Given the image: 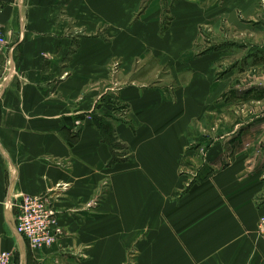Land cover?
Masks as SVG:
<instances>
[{
    "label": "crops",
    "instance_id": "crops-1",
    "mask_svg": "<svg viewBox=\"0 0 264 264\" xmlns=\"http://www.w3.org/2000/svg\"><path fill=\"white\" fill-rule=\"evenodd\" d=\"M0 22V251L11 264H264V119L208 144L194 127L234 84L233 71L217 77L225 47L264 46L262 0H2ZM152 61L145 87L135 74ZM104 95L127 110L113 113L128 151L113 165L92 121ZM196 154L192 178L181 162ZM24 195L56 213L51 246L17 233Z\"/></svg>",
    "mask_w": 264,
    "mask_h": 264
},
{
    "label": "rangeland",
    "instance_id": "rangeland-1",
    "mask_svg": "<svg viewBox=\"0 0 264 264\" xmlns=\"http://www.w3.org/2000/svg\"><path fill=\"white\" fill-rule=\"evenodd\" d=\"M262 2L264 4V0H262ZM236 39L249 41L253 38L249 36V32L245 33V35L242 32H237L232 40ZM259 39L260 38H257L256 41H259ZM261 44L263 43L253 41L248 42V44L230 42V44L225 47V57L217 67V74H220L217 77H220L222 73L233 71L230 82H234V86H231L233 89H226V91L215 100V102H218L220 99V105L218 108L211 111L212 113H210L208 117L209 120L207 119V126L201 127V125L195 123V135L199 137L202 136L205 139V144L218 139L219 136L226 134L237 124L238 126L235 133H238V129L241 127L239 123H243L245 120L264 119V46L261 47ZM140 63L142 64L143 62ZM152 66H154L153 61L144 67V69L147 68L146 70H139L137 74H135L136 80L145 85V87L154 84L155 78L153 79V77H148L146 75L148 72L152 74ZM155 66L158 69V66ZM117 68L118 66L116 65H114V68L112 67L115 72L118 70ZM138 68L141 69V67ZM153 69L156 70L154 67ZM159 70L162 72L165 69L163 67L160 69L159 67ZM167 80L169 81V79ZM110 81L118 82L115 89L125 85L116 78V74H114V78ZM250 87L252 90L249 89ZM248 91L250 92L247 93ZM256 96L259 101L256 100ZM117 112L125 114L127 110L121 107ZM197 144H199V142L195 140L189 147H194V150H196L198 148ZM199 150L200 149H197V151ZM115 152L117 155H123L127 153V150L121 147V149ZM186 161L188 164H185ZM200 163H202V156L200 154H196L193 160L184 156L181 162L183 172L186 171L187 168L189 171H191L190 168H193L191 173L193 176L191 175V177L194 178L198 172H201V170L199 171Z\"/></svg>",
    "mask_w": 264,
    "mask_h": 264
},
{
    "label": "built area",
    "instance_id": "built-area-1",
    "mask_svg": "<svg viewBox=\"0 0 264 264\" xmlns=\"http://www.w3.org/2000/svg\"><path fill=\"white\" fill-rule=\"evenodd\" d=\"M2 0H0V13ZM6 46L3 26L0 22V53ZM16 231L29 243L31 249L51 246L61 234L56 213L50 208L45 195H24L16 215ZM257 233L264 244V215L258 221ZM12 253L0 251V264H11Z\"/></svg>",
    "mask_w": 264,
    "mask_h": 264
},
{
    "label": "trees",
    "instance_id": "trees-1",
    "mask_svg": "<svg viewBox=\"0 0 264 264\" xmlns=\"http://www.w3.org/2000/svg\"><path fill=\"white\" fill-rule=\"evenodd\" d=\"M247 93H249V91ZM97 107L101 109V112L92 116L93 125L99 131L103 142L108 145L111 152V161L109 165H113L117 162H121L128 156V151L123 155H117L115 152L121 149V147L127 150V148L118 141L113 125L117 120H122L121 118L113 117L114 111L117 112L122 106H119L116 99L111 95H104L101 97Z\"/></svg>",
    "mask_w": 264,
    "mask_h": 264
}]
</instances>
